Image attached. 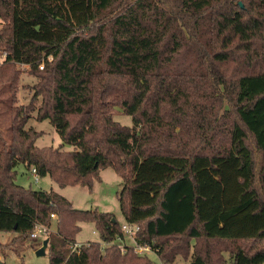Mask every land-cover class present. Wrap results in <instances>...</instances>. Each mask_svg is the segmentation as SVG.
I'll list each match as a JSON object with an SVG mask.
<instances>
[{
    "label": "trees",
    "instance_id": "obj_1",
    "mask_svg": "<svg viewBox=\"0 0 264 264\" xmlns=\"http://www.w3.org/2000/svg\"><path fill=\"white\" fill-rule=\"evenodd\" d=\"M0 17L9 62L0 83L13 91L1 231L29 236L55 213L49 264H151L115 243L124 234L112 213L16 180L24 164L60 186L91 187L112 167L124 182L122 213L139 225L136 245L163 264H264V0H0ZM13 62L37 78L26 105L13 104ZM116 107L131 126L114 119ZM32 113L50 120L60 146L36 145L43 131L27 127ZM149 158L186 162L133 217L134 162ZM84 221L105 246L72 251Z\"/></svg>",
    "mask_w": 264,
    "mask_h": 264
},
{
    "label": "rangeland",
    "instance_id": "obj_2",
    "mask_svg": "<svg viewBox=\"0 0 264 264\" xmlns=\"http://www.w3.org/2000/svg\"><path fill=\"white\" fill-rule=\"evenodd\" d=\"M5 21L0 17V26ZM6 49L0 47V68L7 62L5 56ZM14 68L18 72V86L15 90L16 98L14 105H26L33 95V86L37 78L30 73L28 64L13 62ZM12 93L7 82L0 83V149L10 140V108L12 103ZM114 119L124 125L131 126L133 123L132 116L122 111V108L116 107ZM34 127L36 130L43 131V135L36 140V145L60 146L63 141L54 125L49 119L38 121L36 113H32L29 118L27 127ZM63 149L72 150L73 146L65 144ZM185 159L169 158H149L136 159L134 162V180L138 182L135 190V207L133 217L144 215L147 212L139 208V205L148 203L153 200L157 194L158 181L167 180L173 177L179 167L184 164ZM17 182L25 187L33 189H53L67 197L73 206L83 210L97 209L98 211L112 213L121 224L127 223L121 210L119 194L123 189L124 182L119 173L112 167L101 169L99 177L92 178V186L86 184H75L60 186L49 176L39 177L38 181L32 172L24 165L17 167ZM58 216L51 218L49 223L50 232H55L58 224ZM80 230L76 234L78 244L98 241L105 246L101 234L96 228L94 222H80ZM48 233V234H49ZM47 236L32 238L30 235L25 237L17 232H8L0 230V264H49L50 258L48 249L44 254H37V249L42 246L43 240ZM118 245H135V239L131 235H124L123 239L115 240ZM40 245V246H38ZM19 250L20 252H18ZM148 255L152 261L151 264H163L159 256L149 251ZM174 264H189L183 260H178Z\"/></svg>",
    "mask_w": 264,
    "mask_h": 264
},
{
    "label": "built area",
    "instance_id": "obj_3",
    "mask_svg": "<svg viewBox=\"0 0 264 264\" xmlns=\"http://www.w3.org/2000/svg\"><path fill=\"white\" fill-rule=\"evenodd\" d=\"M5 56L7 57V52L4 53ZM44 65H41L40 68H43ZM31 172L32 174L34 175V177L36 178V181H38V173H37V170L35 167H33L31 169ZM56 217V214L55 213H52L51 214V218H55ZM122 230H123V234L124 235H131L132 237L135 238L136 236V233L137 231L139 230V225L136 223V222H127V223H124L122 224ZM50 231V227H49V224H37L33 230L30 232V236L32 238H40L42 236H47L48 233ZM126 245H121L122 248H124ZM80 249V244L78 243H74L72 245V251L74 250H79ZM134 250L137 252V253H140V254H144V253H148L149 251H151V248L147 245L145 246H140V245H134Z\"/></svg>",
    "mask_w": 264,
    "mask_h": 264
},
{
    "label": "water",
    "instance_id": "obj_4",
    "mask_svg": "<svg viewBox=\"0 0 264 264\" xmlns=\"http://www.w3.org/2000/svg\"><path fill=\"white\" fill-rule=\"evenodd\" d=\"M48 242H49L48 238H45L43 240L42 246L37 249V254H44L46 252V249L48 247Z\"/></svg>",
    "mask_w": 264,
    "mask_h": 264
}]
</instances>
